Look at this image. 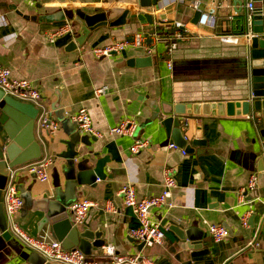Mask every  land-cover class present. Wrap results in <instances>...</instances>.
Listing matches in <instances>:
<instances>
[{"label":"crops","instance_id":"1","mask_svg":"<svg viewBox=\"0 0 264 264\" xmlns=\"http://www.w3.org/2000/svg\"><path fill=\"white\" fill-rule=\"evenodd\" d=\"M248 1L201 0L199 9L216 19L215 25L209 26L191 23L196 10L190 0H159L157 7L143 9L134 0H36L32 5L26 0H0V65L9 68L13 78L32 82L41 92L45 116L57 125L55 129L40 127L35 120L40 157H51L53 164L46 181L34 182L33 199L40 197L35 189L50 191L56 183L62 184L64 158L58 154L67 151L65 141L70 133L84 134L70 116L85 107L100 136L92 135L94 140L89 146L77 143L75 150L92 163L107 158L105 178L97 179L94 186L79 187L72 202L88 199L96 203L90 207V228L99 226L103 230L104 245L112 244L116 254L146 255L154 264H224L230 258L229 264H264V223L256 243L250 246L264 216L263 191L261 187L243 190L251 174L258 173L264 151L254 139L249 115L227 112L228 102L246 97L242 77L245 61L240 48L253 35ZM252 1L254 8L264 9V0ZM93 6L118 13L124 8H139L152 15L153 22L133 16L123 25L101 26L77 48L71 45L77 31L49 39L50 32L68 21L59 19L58 11L75 7L88 11ZM162 20L179 21L185 26L172 52L170 69L162 59L160 44L149 65L137 64L141 57L148 56L137 47L102 58H95L91 52L94 47L122 40L137 31L149 34ZM102 87L106 91L96 95L94 91ZM152 101L159 112L178 103L191 104L197 114L171 115L178 117L188 143L194 139L205 143L192 145L194 153L169 147L168 135L151 109ZM125 118L137 121L134 136L110 135L108 129ZM0 131L4 134L1 125ZM134 137L148 140L147 146L136 153L129 150ZM165 167L174 172V206L153 209L152 214L160 222L166 219L182 230L193 228L192 240H182L164 226L162 244L139 249V242L132 241L129 235L136 220L124 205L119 188L132 183L139 198L160 194ZM6 170L0 169V186ZM14 179L23 180L24 186L32 182L26 171H19ZM40 216L39 211L21 208L15 219L30 235L54 239L48 226L38 232ZM212 223L230 228L231 234L214 242L208 233ZM197 238L200 240L194 241ZM32 252L12 237L4 240L0 233V264H32L28 261ZM89 257L99 263L107 261L102 247L93 249Z\"/></svg>","mask_w":264,"mask_h":264},{"label":"water","instance_id":"2","mask_svg":"<svg viewBox=\"0 0 264 264\" xmlns=\"http://www.w3.org/2000/svg\"><path fill=\"white\" fill-rule=\"evenodd\" d=\"M158 1L134 0L140 9L150 6L157 7ZM139 8H124L118 13L111 10V8H103L101 6H93L88 11L81 7H75L74 9L60 10L56 16L61 20L67 19L70 21L73 25V33L77 31V37L71 44L74 48H77L83 45L90 33L101 26L114 27L123 25L133 16L138 20L147 21L151 24L153 22L152 15L147 12H140ZM200 15L201 11L196 10L191 23L197 24ZM250 16L253 35L240 48L241 55L245 61L242 77L245 82L246 97L239 101L228 102L227 112L229 114L249 115L252 119L251 128L254 139L258 141L264 151V9L257 6L253 8ZM244 28L246 31L248 30L247 16L244 19ZM151 61L152 56L148 55L141 57L137 64L149 65ZM151 106V109L155 112L154 117H159L168 135L169 144L175 145L185 153H194L196 150L192 145L205 143L203 139H194L191 143H188L182 133L181 122L178 117L171 115V113L197 114L196 108L191 104L178 103L174 106H169L168 110H163L162 112H159L155 101L151 102ZM234 108L236 109L234 110ZM162 115L168 116L161 118ZM37 116L38 110L34 106L17 101L0 90V125L4 132L2 134L0 131V169L2 167L7 169L6 174H3V185L0 186V233L6 241L11 240L12 236L7 230V221L3 212L2 189L10 170L31 160H36L41 156L40 145L35 140L34 135ZM50 119V117H47V123L50 122ZM46 134H48L47 131ZM92 140H94V137L89 134H69L68 140L65 141L68 148L67 151L58 154L64 158L63 182L62 184L58 182L53 185L50 191L35 189L40 195L39 198L33 199V186L36 181L34 173H29L32 182L27 186H24L23 180L15 182L22 198L21 208L41 213L37 222L38 232L43 227L48 226L50 235L59 241L63 248L79 249L86 256H91L93 249H100L105 244V239L102 237L103 230L99 226L95 229L90 228L89 212L91 208H89L87 217L81 223L74 222L71 218L69 205L75 198L79 187L84 185L94 186L97 179L105 178L104 166L107 158H99L92 163L89 157L79 156L80 152L75 150L77 143L89 146ZM257 171L258 187L262 188L264 195V154L258 161ZM263 223L264 216L250 246L256 243ZM161 225L167 226L182 240H192L191 232H194L193 228L191 230H182L174 224H169L166 219L161 220ZM227 229L230 235L231 230L230 228ZM198 240L200 239L197 238L194 241ZM132 241H134L133 238ZM137 247L141 249L143 243L140 242ZM231 260L232 258L228 259L224 264H229ZM28 261L32 264H58L46 262L36 252H32L29 255Z\"/></svg>","mask_w":264,"mask_h":264},{"label":"built area","instance_id":"3","mask_svg":"<svg viewBox=\"0 0 264 264\" xmlns=\"http://www.w3.org/2000/svg\"><path fill=\"white\" fill-rule=\"evenodd\" d=\"M28 4L32 5L36 0H26ZM183 3L185 0H167ZM201 0H190V5L194 10H200ZM248 11H252L254 4L249 0L246 4ZM216 22L213 14L202 12L197 24L214 26ZM185 26L179 22H168L162 20L159 27H155L151 33L147 34L143 31H137L131 36L119 41H114L110 44L94 47L91 52L95 58H102L112 55L113 53H120L127 47H137L143 50L147 55L156 54V45L162 46V59L166 62L167 67L171 68V55L177 48L178 41L183 37V29ZM73 32V25L70 21H66L62 26L50 32L49 39L61 34ZM249 34V33H248ZM0 90L11 98L28 103L38 110L37 121L40 127H49L55 129L57 125L47 123V117L42 106L41 92L27 79L13 78L10 69L0 65ZM106 91V87L97 88L94 93L96 95ZM78 129L84 134L93 136H100L93 125L91 117L85 107L79 108L74 114L70 116ZM137 127V121L134 118H125L117 125L110 127L108 133L110 135H130L134 136ZM147 139L134 137L133 143L129 147L132 153L138 152L140 149L146 147ZM169 147H175L169 144ZM53 164L51 157H40L36 160L19 165L10 170L5 187L2 191V207L7 221V230L10 235L19 241L25 248L36 252L46 262L58 264H154V262L146 255L139 253L124 255L116 254L115 247L112 244L102 246L103 254L107 258L105 263H99L93 258L86 256L79 249H65L61 243L56 239H47L45 236H33L23 230L15 219V215L19 212L22 206V198L19 194L15 184V174L19 171H26L27 173H34L36 179L44 182L48 179V168ZM163 176V190L160 194L138 197L135 187L132 183H124L119 188V194L122 197L123 203L130 208L136 225L129 229V235L137 242H142L143 246H152L155 244H162L165 239V227L156 219L153 214V209H171L174 206L172 201V190L175 187L174 172L172 168L165 167L162 172ZM258 187V173L251 174L248 183L243 190H254ZM96 203L88 199H79L74 201L69 206L71 218L76 223H81L87 216L88 210ZM242 224L247 225L246 218L242 219ZM208 233L214 242H221L229 236L227 227L220 223H212L208 226ZM257 245V244H256Z\"/></svg>","mask_w":264,"mask_h":264}]
</instances>
